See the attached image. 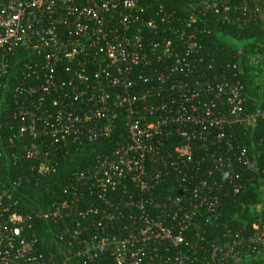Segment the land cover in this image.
Segmentation results:
<instances>
[{
  "label": "built area",
  "instance_id": "built-area-1",
  "mask_svg": "<svg viewBox=\"0 0 264 264\" xmlns=\"http://www.w3.org/2000/svg\"><path fill=\"white\" fill-rule=\"evenodd\" d=\"M254 2L184 0L179 11L163 0H0V89L9 91L0 143L10 158L48 173L72 150L114 143L74 172L45 213L22 214L0 193V264H56L42 253L40 217L59 224L63 263L264 258V178L251 221L214 237L209 226L221 202L213 173L241 166L229 176L239 192L244 172L261 171L263 150L231 139L233 132L251 130L258 118L264 125V73L253 66L259 58L264 67V53L248 56L250 98L242 50L218 61L210 39L222 32L209 21L231 23L234 13L243 28L264 18ZM29 181L24 174L13 185Z\"/></svg>",
  "mask_w": 264,
  "mask_h": 264
},
{
  "label": "trees",
  "instance_id": "trees-1",
  "mask_svg": "<svg viewBox=\"0 0 264 264\" xmlns=\"http://www.w3.org/2000/svg\"><path fill=\"white\" fill-rule=\"evenodd\" d=\"M163 1L168 8H176L179 11L184 3V0ZM254 1V4H259L264 9V0ZM230 15L232 16L231 23H216L217 17H213L209 21L214 30L217 29L222 32L221 35H212L210 48L214 53L218 51V61H223V58L227 60L229 58L230 60L231 57L229 55L232 57L235 56L236 59L237 56L239 57V54L236 52L242 50V65L245 72L242 73L241 78L248 97L251 98L255 92V81L253 76L248 73V56L250 53H264V18L257 17L252 19L246 22L243 28H241V16L234 13ZM234 20H238V23ZM4 99H9V91L5 92L0 89V105L2 108L8 107ZM1 115L3 116L4 112ZM6 133H8V130H5L3 134ZM235 138L248 145L251 141H256V150H263L260 155H257L261 171L260 173H257V171L244 172L241 175V179L237 180V183H243L245 185V188L239 192L233 190L235 181L229 176L233 173L243 172L241 166L223 167L213 173L211 178H214L218 182L219 190L217 194L221 201L218 209L219 217L209 225L213 237L221 234L228 228H238L245 221H251L249 214L251 205L258 200V183L264 178V172H262L264 168V148L262 149L258 145V140L264 138L263 119L258 118L257 125L251 130L236 127L231 139ZM178 140L177 137L174 139L175 144H177ZM113 144L110 140L96 141L83 149L72 150L70 154L67 153L65 156L55 158L53 161V169L48 173H41L37 170L30 173L28 166L31 161L22 162L18 160L15 163L10 158L11 150L8 148L5 149L3 147L5 144L0 143V149L2 151L0 155V193L4 195L7 200L6 202L11 205L13 210L22 214H33L34 216L38 213H45L61 197L64 186L71 182L74 172L88 166L93 162L97 153H100L103 148L108 146L113 147ZM206 167L207 164L203 163L201 169L204 170ZM24 174H28L31 177V181L14 187V181ZM224 174H227V176H224ZM165 192H170L169 185L165 186ZM58 226L59 224H55L47 218L40 217L36 220L35 232L39 238V244L44 256L51 258L56 264H88L82 260L63 263L62 253L59 250L60 243L62 242L56 236L59 231ZM94 264L116 263L111 255H105L100 257ZM232 264H264V258L255 260H240L238 258L233 259Z\"/></svg>",
  "mask_w": 264,
  "mask_h": 264
},
{
  "label": "rangeland",
  "instance_id": "rangeland-1",
  "mask_svg": "<svg viewBox=\"0 0 264 264\" xmlns=\"http://www.w3.org/2000/svg\"><path fill=\"white\" fill-rule=\"evenodd\" d=\"M253 66L255 67L256 71H258L257 72L258 73V76L262 77V75L264 73V67H263V64H262V60H260L259 58H257V63H256V65H253Z\"/></svg>",
  "mask_w": 264,
  "mask_h": 264
}]
</instances>
